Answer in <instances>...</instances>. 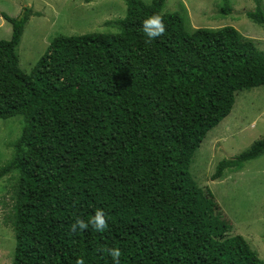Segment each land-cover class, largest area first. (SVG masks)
<instances>
[{"label":"trees","instance_id":"16d2710c","mask_svg":"<svg viewBox=\"0 0 264 264\" xmlns=\"http://www.w3.org/2000/svg\"><path fill=\"white\" fill-rule=\"evenodd\" d=\"M93 1V0H88ZM249 18L264 24L262 1ZM117 32L58 34L30 72L18 47L32 15L0 12V120L22 132L0 178L16 173L10 212L14 264H264L219 216L209 187L191 173L208 132L239 91L264 85V51L235 26L190 29L166 0H125ZM229 0L222 12L231 13ZM164 17L166 32L145 44L142 22ZM264 154V138L221 160L213 180ZM108 215L104 232L71 235L76 216Z\"/></svg>","mask_w":264,"mask_h":264},{"label":"rangeland","instance_id":"374dc122","mask_svg":"<svg viewBox=\"0 0 264 264\" xmlns=\"http://www.w3.org/2000/svg\"><path fill=\"white\" fill-rule=\"evenodd\" d=\"M261 1L264 12V0ZM229 2V14L221 11L225 0H166L164 9L180 12L190 29L233 25L264 51V24L248 16L255 10L256 1ZM25 8L40 13L31 16L18 47L20 67L30 72L58 34L119 31L127 4L125 0H0V12L12 17L20 16ZM11 34V23L0 16V39H9ZM21 132V116L0 120V170L11 160ZM261 138L264 85L237 93L231 113L208 132L190 170L201 187L213 192L220 205L219 216L231 225L232 234L243 235L264 260V154L247 161L243 169H227L213 180L221 160L240 154ZM15 183L16 173L0 178V264H14L16 238L5 218L13 204Z\"/></svg>","mask_w":264,"mask_h":264},{"label":"clouds","instance_id":"9594fccd","mask_svg":"<svg viewBox=\"0 0 264 264\" xmlns=\"http://www.w3.org/2000/svg\"><path fill=\"white\" fill-rule=\"evenodd\" d=\"M145 4L150 6V0H145ZM142 32L146 37L145 44L150 45L153 40L165 34L166 24L164 17L160 13H153L145 18L142 22ZM90 226L97 232H104L109 227L107 213L103 209H97L89 220L76 216L69 232L71 235H75L77 232L89 229ZM105 251L112 257L113 264H120L121 250L119 248H108ZM76 264H84V258L78 257Z\"/></svg>","mask_w":264,"mask_h":264}]
</instances>
